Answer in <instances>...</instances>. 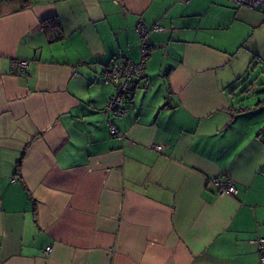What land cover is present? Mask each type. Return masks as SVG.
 Segmentation results:
<instances>
[{"label":"crops","instance_id":"obj_1","mask_svg":"<svg viewBox=\"0 0 264 264\" xmlns=\"http://www.w3.org/2000/svg\"><path fill=\"white\" fill-rule=\"evenodd\" d=\"M262 30L229 0H0V264H264Z\"/></svg>","mask_w":264,"mask_h":264},{"label":"built area","instance_id":"obj_2","mask_svg":"<svg viewBox=\"0 0 264 264\" xmlns=\"http://www.w3.org/2000/svg\"><path fill=\"white\" fill-rule=\"evenodd\" d=\"M240 7L249 9L264 8V0H229ZM163 26L158 23L146 24L141 19L136 24V31L140 37V53L141 60L139 63H133L130 60H125L121 64L113 62L110 65L104 66L101 72L100 81L103 84H112L116 91L114 95L106 102L103 111L109 118L111 116H118L127 111L126 102L131 97L132 85L136 78H140L143 71V61L148 52V36L152 31L162 30ZM20 69H26L28 65L27 60H17L15 62ZM109 132L112 135L118 133L116 127L109 122ZM154 149L160 150L161 145L153 144ZM217 192L228 196H235L237 188L230 178H215L213 179ZM253 242L256 243L259 253V258L264 262V237H258ZM51 246L45 248V254H49Z\"/></svg>","mask_w":264,"mask_h":264},{"label":"rangeland","instance_id":"obj_3","mask_svg":"<svg viewBox=\"0 0 264 264\" xmlns=\"http://www.w3.org/2000/svg\"><path fill=\"white\" fill-rule=\"evenodd\" d=\"M259 35H261V36H259L260 37V40H262V43H264V30H262L261 32H259L258 33ZM261 71H264V69H262V68H258V69H250L249 70V74H250V77H248L247 78V82H248V84L251 82V83H253L254 82V89L255 90H257V89H260V85L258 84V81H256L257 79L259 80H261L262 78H264V76H260L262 73H261ZM257 88V89H256ZM247 103H249V102H245V104H247Z\"/></svg>","mask_w":264,"mask_h":264},{"label":"trees","instance_id":"obj_4","mask_svg":"<svg viewBox=\"0 0 264 264\" xmlns=\"http://www.w3.org/2000/svg\"><path fill=\"white\" fill-rule=\"evenodd\" d=\"M48 21H53V19L44 20V21L42 22V23H43V26L46 27V28H48V27H47V22H48ZM53 25H56V22H55ZM19 166H20V162L18 161V163H17V171H19Z\"/></svg>","mask_w":264,"mask_h":264}]
</instances>
